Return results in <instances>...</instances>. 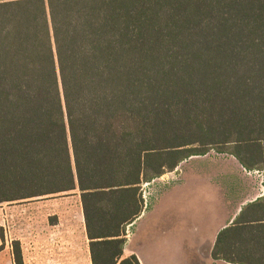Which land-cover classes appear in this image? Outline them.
<instances>
[{
    "label": "trees",
    "instance_id": "1",
    "mask_svg": "<svg viewBox=\"0 0 264 264\" xmlns=\"http://www.w3.org/2000/svg\"><path fill=\"white\" fill-rule=\"evenodd\" d=\"M212 150L264 171V0H0V205L76 191L92 264H139L143 186ZM211 255L264 264V198Z\"/></svg>",
    "mask_w": 264,
    "mask_h": 264
},
{
    "label": "crops",
    "instance_id": "2",
    "mask_svg": "<svg viewBox=\"0 0 264 264\" xmlns=\"http://www.w3.org/2000/svg\"><path fill=\"white\" fill-rule=\"evenodd\" d=\"M195 157H215L216 169L183 168V165ZM241 180L246 188L239 195L236 183ZM157 182L152 197L145 204L141 214L127 226L126 242L123 246L122 258L134 255L139 264H219L213 259L211 252L218 232L230 225L239 214L241 208L257 197H252L254 178L252 171H247L232 155L210 153L203 156H192L179 163L171 172L154 179ZM208 185L210 198L214 200L212 221L207 225L209 232L191 228L190 222L183 212V201L193 188ZM263 188V185H261ZM261 188V189H262ZM259 194L258 197H262ZM171 198L170 203L161 200ZM167 202V201H166ZM224 216L227 219L222 220ZM216 220V221H214ZM133 229L139 235L136 244H132ZM81 243L84 246L86 264H92L89 252V240L83 224ZM84 239V240H83ZM150 239L151 243H145ZM77 240L74 239V250ZM76 254V252L74 253ZM195 258L192 259L191 258ZM9 259L13 255L9 252ZM74 264H77L74 260Z\"/></svg>",
    "mask_w": 264,
    "mask_h": 264
},
{
    "label": "rangeland",
    "instance_id": "3",
    "mask_svg": "<svg viewBox=\"0 0 264 264\" xmlns=\"http://www.w3.org/2000/svg\"><path fill=\"white\" fill-rule=\"evenodd\" d=\"M209 153L210 156L216 154L213 150ZM183 168L216 169L217 161L215 157H195L184 164ZM252 177L255 190L249 199L259 198V194L264 198V171H252ZM157 182L161 181L143 186L142 191L148 201ZM236 185L240 195L246 185L241 180ZM208 187L204 185L193 188L183 201V210L180 209L191 228H198L202 232H209L207 225L213 219L214 200L210 198ZM171 201V198L161 200L164 204ZM225 219L227 216L222 218ZM83 224L80 195L76 191L67 195L55 194L3 203L0 205V233L3 234V240L0 238V264H14L9 259L13 240L20 242L23 264H74V260L77 264H86L84 246L81 243ZM74 239L77 240L76 250ZM138 240L139 235L133 229L132 244H136ZM145 243L150 244L151 240L146 239ZM191 259L193 261L195 258ZM220 261L219 264H230Z\"/></svg>",
    "mask_w": 264,
    "mask_h": 264
}]
</instances>
